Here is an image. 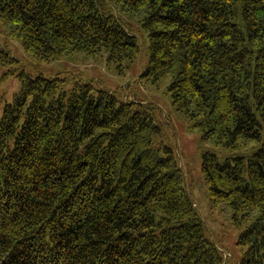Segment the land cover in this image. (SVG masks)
Instances as JSON below:
<instances>
[{"label": "trees", "instance_id": "16d2710c", "mask_svg": "<svg viewBox=\"0 0 264 264\" xmlns=\"http://www.w3.org/2000/svg\"><path fill=\"white\" fill-rule=\"evenodd\" d=\"M0 20L44 61L122 67L141 32V77L229 150L204 151L201 172L241 227L237 264H264V0H0ZM22 76L0 117V264H224L156 106Z\"/></svg>", "mask_w": 264, "mask_h": 264}, {"label": "rangeland", "instance_id": "374dc122", "mask_svg": "<svg viewBox=\"0 0 264 264\" xmlns=\"http://www.w3.org/2000/svg\"><path fill=\"white\" fill-rule=\"evenodd\" d=\"M132 21V20H131ZM7 26L0 20V43L14 60H0V117L7 102H11L22 86V73L35 78L59 76L66 79L65 87L72 88L76 81H93L117 96L118 100H130L156 106L158 120L165 126L166 137L174 146L185 172L186 185L209 236L224 253V264H237L241 257L238 244L241 227L233 224L219 207L211 203L201 172L204 151L214 150L228 154L229 150L217 147L215 142L204 139V131L194 126L173 104L164 85L159 87L146 82L141 74L149 55L144 35L140 37L141 53L132 62L122 67L109 64L105 54L64 55L58 59L44 61L27 53L20 39L7 36Z\"/></svg>", "mask_w": 264, "mask_h": 264}]
</instances>
